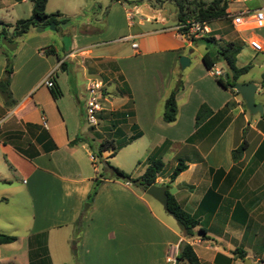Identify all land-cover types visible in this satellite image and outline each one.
<instances>
[{"label":"crops","instance_id":"crops-1","mask_svg":"<svg viewBox=\"0 0 264 264\" xmlns=\"http://www.w3.org/2000/svg\"><path fill=\"white\" fill-rule=\"evenodd\" d=\"M18 1L28 0H0V15ZM164 2L135 3L144 11L161 12L162 17L138 12V21L129 25L116 43L94 34L98 30L94 22L102 14L99 7L75 20L63 13L70 22H61L56 38L47 31L37 35V25L31 26L24 32V39L10 40L16 42L10 73L4 74L7 51L0 45V78L9 75L15 99L6 105L0 93V232L16 235L15 240L0 243V262L54 264L51 249L56 237L61 236L63 244L75 233L80 249L93 254V249H101L104 243L105 249H116L119 244V249H126L123 264H183L176 258L183 240L192 244L201 264H263L264 117L251 113L240 93L220 84L209 72L202 59L206 50L199 49L198 43L211 40L194 41L178 30L176 22L164 24L174 16H163ZM226 3L225 10L232 16L207 22L214 23L213 27L208 25L210 32L217 29L207 34L214 36L216 49L228 40L238 41L241 48L236 64L251 63L239 56L243 51L250 53L249 57L264 54V26H253L249 17L236 22L234 15L252 11L262 0ZM31 6L32 2L29 15ZM144 20L162 25L143 28ZM13 24L0 18V29L3 27L9 35ZM253 37L261 40L262 50L249 44ZM46 46H52L54 52L42 50ZM181 54L189 57L184 67L179 63ZM77 72L85 81L82 88ZM48 75L59 88L56 97L51 86L42 82ZM180 76L183 85L176 92L177 115L173 121H165L164 99ZM240 76L237 81L256 83L255 96L259 94L260 99L255 100L264 110V90L259 89L257 80ZM92 78L103 81L104 108L99 123H88L87 128L107 123L109 138L115 143L135 135L124 145L129 146L130 163L110 162L120 148L113 155H109L110 149H104L101 160L96 157L105 174L97 173L95 160L90 159L91 139L82 122L85 86ZM202 103L211 111L196 124V112ZM78 133L88 140L70 143ZM244 139L246 147L234 160L231 149ZM158 147L164 166L154 183L167 185L178 203L199 218L207 237L184 235L179 225L167 219L164 214L168 211L157 199L130 181L110 175L105 160L125 171L134 164L129 173L136 176L146 168V157ZM178 159L186 167L170 179ZM97 179L101 183L90 198ZM21 201L31 211L25 232L18 230L19 213H15ZM86 201L89 203L82 210ZM86 210L87 216L83 213ZM78 219L82 226L77 224ZM235 248H240L244 256L234 252Z\"/></svg>","mask_w":264,"mask_h":264},{"label":"trees","instance_id":"trees-1","mask_svg":"<svg viewBox=\"0 0 264 264\" xmlns=\"http://www.w3.org/2000/svg\"><path fill=\"white\" fill-rule=\"evenodd\" d=\"M166 0H155L154 3H161ZM173 1L176 5V23L179 25L178 30L184 34L187 33V27L184 25L188 18H194L199 21H206L209 22L216 18L221 17H231L232 15H228L225 8H226V0H170ZM31 13L28 17H21L16 19L13 24L14 30L11 35H9L3 27L0 29V38L2 35H6L9 40L12 38H16L17 36L26 32L31 26L39 25V24H49L53 22L55 26H58L61 22L70 20V17L65 16L60 11H55L48 13L45 9L47 0H31ZM203 33L202 35H187L194 41L199 39H206L214 41L215 38L213 35H208ZM0 45L3 46L6 51V69H8V73L12 70V56L13 52L7 49L0 40ZM241 48V43L236 40H228L224 44L218 45L216 49V54H211L209 51H205L202 55V59L206 67H211L214 65L218 60H222L225 64V70L223 71V76L216 77L218 82L225 87L231 88L232 91L235 93H239L237 90L233 88L234 82L237 81L238 77L247 72L251 67V63H246L244 65L238 66L236 64V54ZM46 53L54 52V48L52 46L43 47ZM64 64V60L59 63V67L62 68ZM227 74V77L224 76ZM183 85V78L180 76L174 87L169 91L167 96L164 99L163 103V110H162V118L165 121H173L176 118L178 105L176 100V92L182 87ZM51 93L53 96H57L59 94V88L54 84L50 87ZM0 93L3 97L4 103L6 105H11L15 102L14 97L12 96V92L9 88V75H5L0 78ZM211 109L207 106L206 103L200 104L197 109L196 116H195V123H199L201 120L205 118V116L210 113ZM264 117V112L261 114ZM92 127V126H91ZM135 137V135L130 136L128 139L119 141L115 143L112 138H103L94 145L92 142H88L92 154L95 157L101 160L102 158V151L104 149H110V154L113 155L117 151V149L125 144L127 141L131 140V138ZM79 140H88V137L85 134L78 133L73 139L69 142L74 143ZM246 140H242L241 143L231 149L232 158L238 159L243 150L246 147ZM95 148V149H94ZM159 147L151 152L147 157V166L142 173L136 176L130 175L129 172L125 171L123 168L111 164L109 161L107 165L110 168V175L123 178L124 180L130 181L133 185L139 186L141 189L145 190L149 185L155 182V178L157 174L161 171L164 166V161L158 155ZM186 164L182 159H178L176 165L172 169L170 173V179H173L176 174L184 169ZM101 183L100 179L96 180V183L89 194L90 198H93L95 195L99 185ZM165 190L167 192V208L166 210L174 216L177 220L181 231L184 235L188 237H192L193 235L200 234L202 238L207 237L206 229L200 225L199 218L190 213L189 211L185 210L175 199V197L168 191L167 185H165ZM79 220V219H78ZM77 220V222H78ZM16 239V236L13 234H7L0 232V243L3 242H10ZM239 251V256L243 257V253L240 248H235L234 252ZM176 258L179 259L180 263L183 264H201V261L195 252L193 246L189 241L183 240L179 243L178 251L176 254ZM264 264V260H262ZM0 264H14L11 262H0Z\"/></svg>","mask_w":264,"mask_h":264},{"label":"rangeland","instance_id":"rangeland-1","mask_svg":"<svg viewBox=\"0 0 264 264\" xmlns=\"http://www.w3.org/2000/svg\"><path fill=\"white\" fill-rule=\"evenodd\" d=\"M141 1L153 3L155 0H47L45 9L48 13L55 11L66 13L67 15L71 16L73 20H75L89 15L92 9L95 10L99 7V9H101L102 14L100 15V19L94 22L95 25L98 26V30H96L94 34L101 40H106L110 43H116L118 41H121L118 39V37L121 36V34H123L124 32H126L127 27L138 21L141 14L135 11L134 4ZM260 2L261 0H256V3ZM17 3L18 4L13 7H6V9H4V12L0 15V18L6 22L13 23L17 18H25L29 16V6L31 3L30 0L26 2L18 1ZM172 15L174 16L168 15L169 17L166 23H164L165 25H172L176 22L175 12ZM152 22L144 20V24L142 25L143 28H148L152 26L160 27L162 25L161 23H155L154 21ZM50 23L45 25H37L35 27L36 30H34V33L40 35L43 31H47L53 37L56 38V36L59 35V29L60 27H62V24L60 23L58 25V28H55ZM213 24L214 23L212 22L208 23L210 27H213ZM41 26H43V30H37ZM216 31L217 29H213L210 33H214ZM24 37L25 34L23 33L17 36L15 39L16 41H20L24 39ZM124 43L125 45H128L126 41ZM204 45H206V48H204ZM198 47L201 50H206L213 54L216 49V44L213 41L205 42V44H203V42H199ZM10 51L15 52V48L10 49ZM58 54L59 56L63 54L62 49H60ZM240 55V60L248 58V61L252 63L250 69L246 73L241 74L240 78L257 80L259 84V89L262 88L264 90V64L260 65V60L262 59L264 61V54L258 52L253 57H249L250 53H245V51H243ZM215 65L218 67H222L223 69L225 68V64L222 60L217 62ZM7 72L8 69H5L4 74H6ZM76 76L77 82L82 88L85 82L82 77V74L77 72ZM260 80L263 81V85H261ZM255 98L256 100H259L260 95L256 94ZM82 122L85 129H88L86 133L94 145H96L99 140L110 137L108 128L109 126L107 123H104V125L103 123L99 124L98 128H87L88 123L86 122L85 117L82 118ZM124 145L125 144L119 147L120 150L118 151L116 157L113 160H110L111 163H114V160L123 162L125 164H128V162L130 163L131 158L128 154L129 146L124 147ZM95 164L97 166V173H106H104L101 161L95 159ZM133 165H131V167L127 169V172L132 171ZM87 203H89V201L84 202L82 210L86 208ZM30 212V207L28 206V204H25L24 201H21L20 205L18 207H15V213H19L18 230L20 232H25L27 222L30 219ZM88 212L89 211L86 210L83 213L85 216H87ZM164 215H166L167 219L174 225H179L172 214L167 212ZM77 224H80L82 226L83 222H81V220L79 219ZM104 244H102L103 247L101 246V249H93V254L92 251L86 252L84 249H80V238L77 237L75 233H72L69 238L67 237L63 244L61 236H59V238L56 237L55 245L52 246L51 249L54 264H123L126 261V249H119V244H116V249H110L109 246L108 249H105Z\"/></svg>","mask_w":264,"mask_h":264},{"label":"built area","instance_id":"built-area-1","mask_svg":"<svg viewBox=\"0 0 264 264\" xmlns=\"http://www.w3.org/2000/svg\"><path fill=\"white\" fill-rule=\"evenodd\" d=\"M135 10L136 12H139L138 7H135ZM247 17H249V20H251L253 26H264V0H262V4L260 6L254 8L252 11H243L237 13V15H234V19L236 20V22H242ZM184 25L187 27L186 35L188 36L191 34L196 36L198 35V33H206L211 30L208 27L206 21H199L194 18H188ZM178 26L179 25H177V28ZM249 44L255 50L263 49V44L258 38H251L249 40ZM132 46L137 47V43L132 42ZM208 70L215 77L223 76L222 69L216 65H212L208 68ZM42 82L48 86H52L54 84L51 75L46 76ZM102 88L103 81L101 79L92 78L86 82L85 96L83 102V114L86 122L93 126H96L99 123V113L104 108V95L102 93ZM89 156L90 159H92L93 161L96 159L95 155L92 153H90Z\"/></svg>","mask_w":264,"mask_h":264},{"label":"water","instance_id":"water-1","mask_svg":"<svg viewBox=\"0 0 264 264\" xmlns=\"http://www.w3.org/2000/svg\"><path fill=\"white\" fill-rule=\"evenodd\" d=\"M163 5H164L163 10L165 12L163 16L167 17L168 15L176 12L177 7L173 1L166 0L163 3ZM139 12L142 14H145L147 16H150V17H159V18L162 17L161 12L144 11L142 9V7H139ZM69 22L70 21H65V22H62V24L69 23ZM50 24L52 26H54L53 22H51ZM40 28L43 29V26H41ZM0 40H1V43H3L9 49H12L16 46V42L10 41L6 35H2ZM179 63L181 65V67L186 66L189 63V57L185 54H181L179 56ZM224 76L227 77V74H224ZM233 88L240 93V95H241V97L245 103V106L247 107V109L251 113L262 114L264 112L262 104L255 100V91L257 88V85L255 82H253V81H236L233 84ZM145 191H146V193L150 194L155 199H157L162 204L163 208H165V209L167 208L168 197H167V192L165 190V187L163 185L152 183L151 185H149L145 189ZM177 260H178V258H177Z\"/></svg>","mask_w":264,"mask_h":264}]
</instances>
